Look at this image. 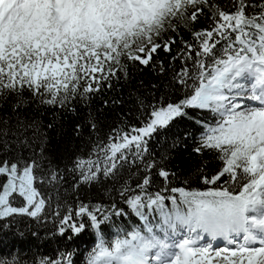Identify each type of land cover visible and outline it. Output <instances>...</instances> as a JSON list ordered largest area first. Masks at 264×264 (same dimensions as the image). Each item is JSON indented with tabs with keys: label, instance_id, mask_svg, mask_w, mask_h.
<instances>
[{
	"label": "snow or ice",
	"instance_id": "obj_1",
	"mask_svg": "<svg viewBox=\"0 0 264 264\" xmlns=\"http://www.w3.org/2000/svg\"><path fill=\"white\" fill-rule=\"evenodd\" d=\"M201 17L208 26L196 30ZM161 53L170 57L167 67ZM137 66L158 77L151 101L135 95L141 126L114 129L66 170L76 178L73 191L101 176L117 182L129 163L143 165L142 178L135 189L128 180L120 185L127 208L82 201L73 207L29 113L74 112L78 100L128 82ZM176 92L182 98L171 100ZM189 109L212 115L196 119ZM177 118L201 129L192 152L220 162L201 176V188L174 186L175 174L149 157L154 134ZM89 127L96 130L91 116ZM157 175L163 186L152 191ZM0 177V220L50 216L61 235L91 229L95 244L83 264H264V0H0ZM133 215L137 223H113L115 235L106 238L114 217ZM76 253L38 264H76ZM0 264L27 262L17 253Z\"/></svg>",
	"mask_w": 264,
	"mask_h": 264
},
{
	"label": "trees",
	"instance_id": "obj_2",
	"mask_svg": "<svg viewBox=\"0 0 264 264\" xmlns=\"http://www.w3.org/2000/svg\"><path fill=\"white\" fill-rule=\"evenodd\" d=\"M217 2L226 5L228 0H217ZM207 26L208 21L203 17L195 24L196 30ZM182 32L184 38L191 41V34L183 29ZM173 54H175V50ZM161 58L164 59L167 67L170 57L161 53ZM179 66L180 63L177 61L174 67L178 69ZM171 70V68L168 69L169 74ZM157 80V75L151 69H142L139 66L131 67L128 82L114 83L112 89H105L87 103L78 100L72 105L75 108L74 112L49 108L40 109L39 112L33 110L29 113V115H35L46 135L45 153L48 159L52 166L59 169L65 177L62 191L65 193L68 204L75 207L76 203L82 201L110 206L115 202L118 207L127 208L120 198V185L128 180L132 188L135 189L136 183L142 178L143 165L138 170L129 163L125 166L119 181L114 182L101 176L99 183L82 185L76 191H73L76 178L66 169L71 167L72 161L77 156L87 158L93 142L99 139L107 143L108 137L113 134L114 129L128 131L132 126H141L137 119L139 113L137 105L134 103L135 95L139 92L151 101L150 85ZM141 81H143V86H141ZM179 98H182V92H176L170 99L177 100ZM120 99L124 101L123 104L112 103L113 100ZM105 101L108 102L107 105H105ZM188 112L189 116L196 119L205 116L211 118L212 115L192 109H189ZM89 116L95 119V131L89 127ZM78 124L81 125L79 133L76 131ZM48 125H52V127L48 128ZM200 131L199 125L193 119L177 118L167 129L154 134L149 141V157L175 174V179L172 181L174 186L201 188L203 187L201 176H211L220 166V162L214 158L212 153L206 151L203 155H196L192 152ZM23 155L29 157L32 155V151H25ZM162 157L167 158L162 159ZM93 159L96 157L93 156ZM185 180L188 181L187 184L184 183ZM162 186V180L157 175L156 187L152 191ZM43 190L47 191V188L45 187ZM19 202L18 199L17 203ZM138 220L139 218L134 215L130 218L125 217L123 220L114 217L113 222L104 227L106 238L110 240L115 235L113 223L117 226L130 228ZM6 224L7 227H5ZM58 228V220H53L50 216L40 222L27 216L0 220V259L10 258L18 253L21 260L26 261L27 264H38L42 258L56 259L61 252L77 249L73 259L76 264H83L85 254L95 244L94 233L89 229L79 236H73L69 230L61 235ZM69 237L72 238L69 239Z\"/></svg>",
	"mask_w": 264,
	"mask_h": 264
},
{
	"label": "rangeland",
	"instance_id": "obj_3",
	"mask_svg": "<svg viewBox=\"0 0 264 264\" xmlns=\"http://www.w3.org/2000/svg\"><path fill=\"white\" fill-rule=\"evenodd\" d=\"M2 178H3V177H0V183H2V182H3V179H4V178H3V179H2ZM214 243H218V244H221V245L223 244V242H222V241H216V242H214Z\"/></svg>",
	"mask_w": 264,
	"mask_h": 264
}]
</instances>
